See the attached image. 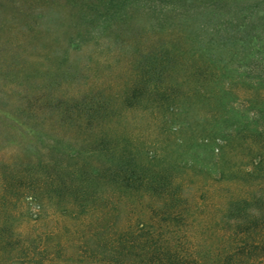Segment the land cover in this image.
<instances>
[{"label":"rangeland","instance_id":"rangeland-1","mask_svg":"<svg viewBox=\"0 0 264 264\" xmlns=\"http://www.w3.org/2000/svg\"><path fill=\"white\" fill-rule=\"evenodd\" d=\"M181 9L178 0H0V172L34 161L38 154L47 163L64 158L68 144L76 150L131 154L134 165L154 174L183 158L185 167L168 182L171 189H180L179 211L186 225L170 230L194 233L214 250L223 236L230 240L235 225L259 216L255 207L243 208L240 202L259 196L264 154L262 171L246 144L208 157L210 172H201L192 155L176 158L177 142L191 133L175 112L184 95L193 100L195 86L191 78L183 81L192 59L182 61L191 58L183 32L196 20L181 23ZM168 62L173 64L170 74L163 72ZM154 82L159 83L157 93ZM165 86L175 88L168 97L175 108L169 117L155 99ZM69 121L74 127L67 126ZM56 141L61 146L50 150ZM143 194L123 195L113 188L102 224L135 230L152 225L167 232L162 222L167 216L152 212L164 198ZM10 202L7 207L0 200V226L10 215L14 234L33 241V263L22 264H99L88 257L73 260L69 247L80 242V235L70 233L77 230L76 221L45 204L37 211L23 200ZM7 250L0 249V264H18L7 258L19 254V246Z\"/></svg>","mask_w":264,"mask_h":264},{"label":"trees","instance_id":"trees-1","mask_svg":"<svg viewBox=\"0 0 264 264\" xmlns=\"http://www.w3.org/2000/svg\"><path fill=\"white\" fill-rule=\"evenodd\" d=\"M178 1L183 5L179 11L180 22L196 21L183 32L184 40L189 41L187 50L191 58L184 57L182 62L192 59L183 81L192 79L195 85L193 100L182 93L185 96L183 105L175 112L191 135L185 141L177 142L176 158L192 155L201 172H210L213 166H208V157H216L219 149H234L232 146L241 149L246 144L249 153L254 152L257 156L254 165L262 171L264 0ZM183 63L179 64L181 69L185 67ZM172 66L170 62L166 63L163 72L170 74ZM158 84H153L155 93ZM174 89L165 86L161 89L162 95L155 94V99L159 97L156 100L159 107H164V116L174 114L175 108L168 101ZM192 104H196L194 110ZM73 125L70 121L67 124ZM58 146L61 143L56 141L50 150L54 151ZM66 148L64 158L53 162H45L44 156L38 154L34 161L30 158L13 169H3L0 172V200L7 207L12 204L9 198L23 200L34 204L37 211L45 204L76 221L78 228L70 233L80 235L82 240L79 238L76 247H69L76 257L73 260L83 262L88 257L99 264H264V186L260 187L259 196L253 195L251 200L240 202L243 208L255 207L259 216H248L235 225L231 237L228 235L230 240L223 236L220 247L213 250L206 240H197L194 233L170 230L179 224L186 225L182 210L179 211L180 189H171L168 182L175 171L185 167L183 158L176 166L170 162L154 174L134 165L131 154L117 156L111 150L99 148L76 150L69 144ZM197 149L202 151L197 152ZM255 175L261 178L260 174ZM113 188L123 195L141 192L164 198L152 212L167 216L162 220L167 232L159 233L152 225L143 224L136 230L126 224L120 228L113 225V230L106 228L102 217ZM9 216L0 226V249L7 253L8 248L18 245L19 254L12 257L10 253L7 259L12 263L19 261L18 264L33 263L30 257L33 241L14 234L9 228ZM12 237L16 239L12 241ZM60 251V248L55 250V256L58 257Z\"/></svg>","mask_w":264,"mask_h":264}]
</instances>
